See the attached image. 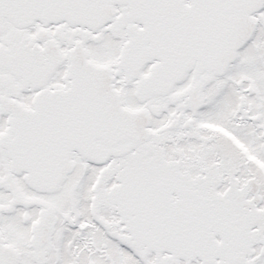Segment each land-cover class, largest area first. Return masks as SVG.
Instances as JSON below:
<instances>
[{"label":"snow or ice","instance_id":"snow-or-ice-1","mask_svg":"<svg viewBox=\"0 0 264 264\" xmlns=\"http://www.w3.org/2000/svg\"><path fill=\"white\" fill-rule=\"evenodd\" d=\"M0 264H264V0H0Z\"/></svg>","mask_w":264,"mask_h":264}]
</instances>
